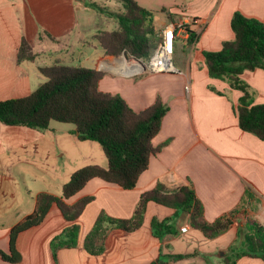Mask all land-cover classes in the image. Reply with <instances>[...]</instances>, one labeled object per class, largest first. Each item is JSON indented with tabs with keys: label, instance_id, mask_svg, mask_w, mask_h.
<instances>
[{
	"label": "crops",
	"instance_id": "obj_1",
	"mask_svg": "<svg viewBox=\"0 0 264 264\" xmlns=\"http://www.w3.org/2000/svg\"><path fill=\"white\" fill-rule=\"evenodd\" d=\"M91 3L0 0V101L26 96L38 88L46 80L40 67L96 68L105 73L99 88L121 95L135 111L152 106L158 98L168 105L161 130L153 139L161 149L151 156L134 188L94 177L66 199L73 204L93 197L78 219L77 246L54 250L53 237L70 224L54 204L41 224L18 235L16 248L22 259L10 262L2 258L1 251L10 253L13 225L33 212L39 193L61 195L72 173L83 167H67L60 175L58 164L49 161L51 155L64 154L68 143L80 149L86 145L89 150L79 154L80 164H98L92 151L98 142L79 140L72 123L52 121L48 129L39 130L0 121V264H226L246 218L264 225V140L241 128L236 108L244 92L227 79L211 77L204 52L218 51L224 41L235 39L231 20L236 11L264 22V0H186L167 20L154 16L160 36L172 23L199 19L176 40V49L183 47L184 54L188 50L175 61L178 73L148 71L128 54V58L107 54L97 36L116 29L118 22L99 13ZM117 8L124 10L123 4ZM108 20L115 28L108 26ZM23 39L31 44L35 59H19ZM241 78L249 85L254 103H264V69L245 70ZM100 165L106 167L107 158ZM33 168L40 172V180L29 173ZM158 183L170 190L193 188L208 223L235 210L240 213L224 232L209 238L192 226L188 212L150 201L140 227L125 230L105 223L102 251L91 253L85 247V238L101 212L131 218L142 193ZM54 184L61 193L53 190ZM247 191H251V199ZM154 218L169 219L174 233L157 237ZM234 264H264V260L242 256Z\"/></svg>",
	"mask_w": 264,
	"mask_h": 264
},
{
	"label": "trees",
	"instance_id": "obj_2",
	"mask_svg": "<svg viewBox=\"0 0 264 264\" xmlns=\"http://www.w3.org/2000/svg\"><path fill=\"white\" fill-rule=\"evenodd\" d=\"M121 1L124 10L111 14L118 22L117 28L98 34L99 44L109 55L125 53L136 58L149 59L161 39L154 24V13L139 5L137 0ZM231 27L235 39L224 41L218 51H205L206 66L211 77L227 79L233 88L244 92L236 108L239 124L243 130L264 140V103H254L249 85L241 78L245 70L264 69V22L236 11ZM35 57L29 41L23 39L19 59L33 60ZM40 71L46 80L33 92L23 97L0 101V121L7 125H23L39 130L48 129L52 121L72 123L79 131V140L96 141L101 145L108 165L105 167L89 164L75 170L63 185L62 194L59 196L47 192L39 193L33 212L11 228L10 253L1 251L2 258L10 262H19L22 259L16 248L18 235L41 224L54 204L70 222L61 233L53 237L54 250L77 246L81 233L78 219L93 197L81 198L73 204H68L66 199L78 193L94 177L118 184L125 189L134 188L140 175L149 167L151 156L161 149L153 144V139L161 130L163 117L169 110L168 105L158 98L152 106L135 111L121 95L104 92L99 88L104 72L96 68L54 64L40 67ZM247 196L250 199L253 197L251 191H247ZM150 201L188 212L192 226L203 231L209 238L224 232L231 225L232 218L240 213V210H235L228 217L208 223L203 204L193 188L182 186L170 190L164 184L158 183L153 189L142 193L131 218L119 219L101 212L85 238V247L91 253L102 251L105 223L125 230L140 227ZM168 221L169 219H153L152 227L157 237L174 233V228ZM239 236V241L230 248L226 264H234L242 256L264 260L263 224L246 218Z\"/></svg>",
	"mask_w": 264,
	"mask_h": 264
},
{
	"label": "rangeland",
	"instance_id": "obj_3",
	"mask_svg": "<svg viewBox=\"0 0 264 264\" xmlns=\"http://www.w3.org/2000/svg\"><path fill=\"white\" fill-rule=\"evenodd\" d=\"M92 1V5L96 6L99 13L105 14V16H109V18L112 16L111 14L119 12L120 8H117L118 5H122L121 0H90ZM139 5L142 7L148 8L153 11L154 16H158L160 18L168 19L169 16L174 15L173 11L176 10L177 7H181L186 3V0H137ZM122 8V6H121ZM109 21V20H108ZM108 23V22H107ZM109 27H113V24L109 21ZM188 52V50H187ZM187 52L183 51V47L180 49L175 50L174 54V65L175 61H177L180 58H184ZM122 56L125 55V53L121 54ZM120 55V56H121ZM127 55V54H126ZM131 56V55H128ZM132 59L135 61L136 59L134 56H132ZM143 61L140 62L143 64L142 66L146 67V70L151 71L150 68H148V60L149 59H144L142 58ZM71 64V63H70ZM179 71L180 69L177 68ZM142 70V68H140ZM172 73H178V72H172ZM105 74V73H104ZM63 124V123H60ZM97 147L92 148L93 154L97 157V162L99 165L101 163H104V160H106V157L100 148L99 143H95ZM85 147H81V149L78 146H72V144L68 143L66 146L67 151L62 154V151H59L57 153H53L49 159L50 162H52L54 165L56 163L58 164V170L60 175H63L66 172L67 167H81V165H86L87 163L91 162H86V164H80L81 160H79V154L84 150V154L88 152V147L86 145H83ZM101 152V153H100ZM31 175H35L38 179L40 177V172L38 170L31 169L29 172ZM40 180V179H39ZM39 180L35 182V184H39ZM62 187V186H61ZM53 190L57 191V193H61V188H56V185L54 184Z\"/></svg>",
	"mask_w": 264,
	"mask_h": 264
},
{
	"label": "built area",
	"instance_id": "obj_4",
	"mask_svg": "<svg viewBox=\"0 0 264 264\" xmlns=\"http://www.w3.org/2000/svg\"><path fill=\"white\" fill-rule=\"evenodd\" d=\"M198 22V18H191L167 26L161 33V39L157 48L148 60V68L152 72H179L174 65L176 40L188 31L190 24Z\"/></svg>",
	"mask_w": 264,
	"mask_h": 264
},
{
	"label": "water",
	"instance_id": "obj_5",
	"mask_svg": "<svg viewBox=\"0 0 264 264\" xmlns=\"http://www.w3.org/2000/svg\"><path fill=\"white\" fill-rule=\"evenodd\" d=\"M126 58H128L127 56H126V54L124 55ZM117 57H119V56H117ZM135 59H136V61L137 62H142L143 61V59L142 58H136V57H134ZM77 134L79 135V131H77Z\"/></svg>",
	"mask_w": 264,
	"mask_h": 264
},
{
	"label": "bare ground",
	"instance_id": "obj_6",
	"mask_svg": "<svg viewBox=\"0 0 264 264\" xmlns=\"http://www.w3.org/2000/svg\"><path fill=\"white\" fill-rule=\"evenodd\" d=\"M134 62V61H133Z\"/></svg>",
	"mask_w": 264,
	"mask_h": 264
}]
</instances>
